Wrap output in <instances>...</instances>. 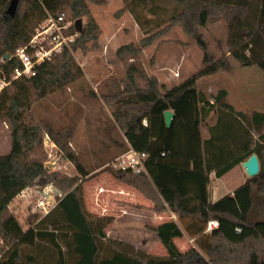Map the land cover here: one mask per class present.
<instances>
[{
  "label": "trees",
  "instance_id": "16d2710c",
  "mask_svg": "<svg viewBox=\"0 0 264 264\" xmlns=\"http://www.w3.org/2000/svg\"><path fill=\"white\" fill-rule=\"evenodd\" d=\"M10 1L0 0V78L10 79L16 69L23 68L19 59L6 58V54L12 56L27 44L35 28L50 15L65 13L68 21L88 16L89 21L70 48L37 65L35 75L19 77L0 91V115L8 121L12 136L10 152L0 156V239L4 245L0 246V264H264V133L254 137L264 127V112L248 115L228 102L227 89L210 98L197 85L200 78L231 70V58L242 67L256 66L264 72V0H174L177 8L165 31L145 37L140 46L118 49L123 60L131 61L123 89L108 101L116 104L113 115L128 144L149 157L147 173L114 174L151 200L155 212L171 210L186 220L185 229L174 220L151 227L166 255H153L109 236L106 228L113 217L95 216L86 209L80 178L48 173L43 160L31 155L45 130L81 176L89 174L69 146L71 132H56L31 115L36 101L84 77L75 52L88 51V42L98 38L89 0H21L14 17L7 14ZM124 2L139 25L143 10L157 17L165 10L157 0ZM221 19L228 25V52L215 58L201 28ZM175 25L197 41L206 66L167 89L138 60L144 48ZM75 31L74 26L69 29V33ZM140 80L145 84L140 85ZM167 110L175 114L170 127L165 120ZM252 154L259 158V173L212 202L211 174L221 177ZM38 178L54 182L65 194L47 215L24 228L9 206ZM210 220L220 225L206 233ZM184 232L196 237L197 247L178 248L175 238Z\"/></svg>",
  "mask_w": 264,
  "mask_h": 264
},
{
  "label": "rangeland",
  "instance_id": "374dc122",
  "mask_svg": "<svg viewBox=\"0 0 264 264\" xmlns=\"http://www.w3.org/2000/svg\"><path fill=\"white\" fill-rule=\"evenodd\" d=\"M157 3L165 9L160 17L143 10V23L137 27L132 24L131 19L134 16L131 11L122 9L123 4L118 0H89L90 18L98 25V38L88 42V51L78 49L75 52V57L84 70V77L36 101L31 108L35 122L48 125L56 132L62 129L71 132L69 146L89 174L82 177L75 163L45 130L41 144L31 155L43 160L48 173L57 172L63 177H79L85 207L90 213L107 217L116 214L113 215V222L106 228L108 235L130 243L138 241V248L147 253L166 255L164 245L157 242L151 234V226L164 219L151 218V209L145 204L148 200L135 188L119 182L109 166L129 147L124 132L113 115L116 104L108 101L112 95L123 89L128 76L127 64L131 61L123 60L117 52L123 45L140 46L145 37L165 31L170 26V18L177 8L176 2L157 0ZM80 18L83 19L85 27L89 17ZM119 18L124 19L123 24L115 23ZM201 31L208 42L211 55L219 58L228 52V25L225 19L210 23L201 28ZM139 62L145 72L156 77L160 84V78L167 81V89L192 78L206 66L202 48L181 25H175L164 34L158 35L150 46L142 50ZM231 62V70L198 79V88L210 98L219 90L227 89V100L236 110L244 111L248 115L254 111L264 112V72L256 66L242 67L233 58ZM139 84L145 83L140 80ZM213 119L214 116L210 118V122ZM204 131L206 132V126ZM262 133L264 127L256 135ZM11 148V128L8 121L0 115V156L8 154ZM249 178L243 164H239L224 179L214 180L222 183L220 192L226 194ZM43 180L44 178L35 180L9 206V211L19 219L24 228L34 225L47 215L38 206L41 199H51L48 207L50 212L65 194L54 182ZM179 223L185 229L186 220L179 219ZM146 237L149 239L151 251L142 245V239ZM190 238L191 235L186 233V238L184 236L178 239V248L188 250L197 247L196 240L191 241ZM0 246H4L1 239ZM1 255L2 251L0 258Z\"/></svg>",
  "mask_w": 264,
  "mask_h": 264
},
{
  "label": "built area",
  "instance_id": "2783aa9c",
  "mask_svg": "<svg viewBox=\"0 0 264 264\" xmlns=\"http://www.w3.org/2000/svg\"><path fill=\"white\" fill-rule=\"evenodd\" d=\"M73 26L75 28V22L66 20L65 13H61L58 16L50 15L36 27L29 42L19 47L12 56L10 55L9 59H19L23 68L16 69L10 79L0 78V91L19 77L35 75L37 65L50 60L56 54L62 53L66 48H70L71 43L80 35L77 30L75 33H69V29ZM144 123L146 124V120ZM148 157V153L138 151L129 144L128 150L113 160L109 166L118 174L127 171L135 174L147 173L146 160ZM50 203L51 199L44 197L38 206L42 207L48 214ZM219 225L218 220H210L206 225L205 232L209 233L218 228Z\"/></svg>",
  "mask_w": 264,
  "mask_h": 264
},
{
  "label": "crops",
  "instance_id": "0c3cea01",
  "mask_svg": "<svg viewBox=\"0 0 264 264\" xmlns=\"http://www.w3.org/2000/svg\"><path fill=\"white\" fill-rule=\"evenodd\" d=\"M119 2H120V4H123V7H122V9H124L125 8V2H124V0H118ZM125 16V15H124ZM124 16H123V18H124ZM123 18H119L117 21H115V23H122L123 24V21H124V19ZM126 18V17H125ZM96 20H97V18H96ZM127 20H128V18H127ZM132 24H134L135 26H137V27H139V24L137 23V21L135 20V18L134 17H132ZM97 22H98V20H97ZM160 81H161V84H163L164 86L167 84L166 82L167 81H164V80H162L161 78H160ZM170 89V88H169ZM228 97H229V94H228ZM230 103V102H229ZM231 104V103H230ZM214 116V119L211 121V123H213L214 122V120H215V115H214V113H213V115H212V117ZM205 134H207V132H205ZM254 137L255 138H257L258 136L256 135V132H254ZM242 164V163H241ZM239 165V164H238ZM232 169H234V168H232ZM232 169L231 170H229L226 174H224L223 176H221V177H216L215 176V174L214 173H212L211 174V182H210V184H209V196H210V200L212 201V202H215V201H217L218 199H220L221 197H223L224 195H226V194H228V193H226V194H221V190H222V186H221V184H219V183H217L214 179H216V180H222V179H224L225 178V176L226 175H228L231 171H232ZM247 181V180H246ZM235 191V189L234 190H232L231 192H229V193H233ZM146 198V197H145ZM147 199V198H146ZM148 200V203H145V204H148L147 206L149 207V209H151L150 210V215H151V218H156V219H158V218H162V219H164V221H162V222H158L156 225H152L151 227H156V226H158V225H160V224H162V223H164V222H166V221H171V220H174V221H176V222H178L179 223V219H180V217H179V215L178 214H176L175 212H173V211H171V210H168V211H166V212H164V213H157V212H155L154 210H153V202L151 201V200H149V199H147ZM124 212H125V210H123ZM141 214V213H140ZM114 216L116 215V214H113ZM113 215H110V216H112L113 217ZM117 219H118V217H117ZM180 224V223H179ZM186 233L187 232H184V235H183V237H180V238H184V236H185V238H186ZM152 236H154L155 238H156V240H157V242H160L161 244H162V242H161V240L159 239V237L156 235V233H154L153 231H152ZM109 236H111V235H109ZM143 236V235H142ZM112 237V236H111ZM180 238H175V243L177 244V246H178V239H180ZM191 241L192 240H196V237H192L191 236ZM123 240H125V239H123ZM148 237H146V238H143L142 239V245H145V247H147V249H148V251H151L152 249H151V246H150V243L148 242ZM126 241V240H125ZM126 242H128V241H126ZM128 243H130V241L128 242ZM130 244H132L133 246H135L137 249H139L138 247L140 246V243L138 242V241H132ZM163 245V244H162ZM187 249H185V250H181V251H186Z\"/></svg>",
  "mask_w": 264,
  "mask_h": 264
},
{
  "label": "water",
  "instance_id": "95a60500",
  "mask_svg": "<svg viewBox=\"0 0 264 264\" xmlns=\"http://www.w3.org/2000/svg\"><path fill=\"white\" fill-rule=\"evenodd\" d=\"M21 0H11L7 8V14L14 17L17 13V9ZM75 29L81 33L83 31V19L79 18L75 21ZM10 54H6V58H9ZM175 114L171 110L165 111V120L168 127L171 126L172 120ZM243 166L249 177L256 176L260 171V162L257 154H252L246 161H244Z\"/></svg>",
  "mask_w": 264,
  "mask_h": 264
}]
</instances>
